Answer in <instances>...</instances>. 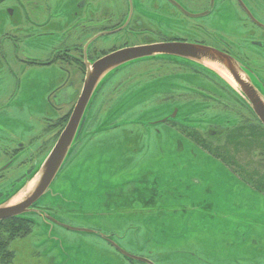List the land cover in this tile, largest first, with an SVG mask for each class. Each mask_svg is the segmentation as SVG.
<instances>
[{
    "label": "flooded vegetation",
    "instance_id": "obj_1",
    "mask_svg": "<svg viewBox=\"0 0 264 264\" xmlns=\"http://www.w3.org/2000/svg\"><path fill=\"white\" fill-rule=\"evenodd\" d=\"M16 1L17 3L13 2V7L12 4L4 5V0H0V11L3 9L5 14V10H9L7 11L8 15L15 14L14 21H16L11 26L13 27L12 31H9L11 28L9 27L3 29L0 34V42L3 44L2 46L0 43V72L1 67L4 69V66L12 70L10 67L11 58H8L4 44V39L7 38L13 41L16 55L22 64L30 63L36 64V66L56 64L58 70L61 69L62 77L67 81L57 87L49 97V109L53 111L50 114L58 116L56 119H47L45 128L46 132L50 133L49 139L45 142L48 143V146L51 143V148L67 125L82 93L88 67L110 54L125 50L157 49V47L168 44L216 49L233 59L228 64L231 70L236 73L237 79H245L248 86H252L264 99V83L261 81L264 79V64L260 61L261 55L255 53L254 48L258 47L264 50V21L254 12L257 11L264 15V5L260 6L257 1L240 0L243 6L238 0H64L67 3H72L70 9L73 10L68 13L61 6L63 12H57L55 16H51L50 13L62 0ZM184 3L198 5L200 8L190 10ZM229 3H233L238 8L242 17V28L245 31V33L233 31L231 39L228 35L220 32L217 27H212L210 23L215 19L212 16L215 13L214 10L216 9L218 13L222 6H224V13L228 17L234 18L236 12H232L233 8H230ZM225 9L229 13H226ZM161 19H169L172 21V26L165 27L161 24ZM9 21L11 22V20ZM213 23L217 25V21ZM231 23L230 20L227 25L231 26ZM237 24L239 25L240 22ZM29 25L34 33H28V30L31 29ZM60 25H62L61 28H59ZM161 25L163 26L161 27ZM18 29L26 31L28 37H37L39 40L51 36L54 44L48 48V56L43 57L45 58H42L43 60L31 59L28 61L26 58H20L19 43L16 39L24 40L25 38L21 34L14 36L15 38L11 35ZM256 29L260 31V34ZM143 63H151V67L158 66L159 71L165 70L166 72L144 80L117 77L120 71L126 70L128 75L129 72H133L135 65ZM204 63L213 64L214 62L206 61L203 57L199 58L195 55L179 56L173 53L154 52L151 55L122 62L102 75L100 79L107 80L102 83L100 80L96 85L75 131L71 153L66 157L68 164L65 168L69 169L70 176L81 175L83 180V174L80 169L76 170L74 164H79L81 160L88 157L86 151L93 147L97 140L94 139L96 136L101 133L106 135L113 131L111 129L114 127L110 126L115 125V121L110 120L104 123L102 117L114 111L118 100L135 102L140 95L134 94V89L148 84L150 90L147 92V98L135 105L152 100L156 105L164 107L166 116L159 122L169 123L179 128L198 146L220 159L236 178L244 181L245 186H250V189L259 190L264 194V164L263 158H261L264 135L260 134V131H264V127L248 106L245 96L242 102L230 88L227 89L224 86L219 88L220 92L217 91L216 95L209 94L213 89L200 90L182 86V84H194L183 82L181 78L185 76H187L186 78L197 76L209 79L214 87L215 85L220 86V80L224 78L214 68L211 69ZM214 65L217 69L221 68L227 72L232 79L227 68L220 64ZM152 71H158V69ZM4 76L1 75L0 78L4 79ZM70 79H74V82H70ZM165 79H173V81L168 83ZM167 85L168 92L162 93L160 90L165 89ZM188 90L191 91L183 93ZM172 91L178 92V94L168 98ZM192 93L197 96L188 98L187 95L190 96ZM233 96L238 100V103L245 105L247 110L251 109L249 111L253 114L254 122H248L245 118L237 115L232 118V121L186 119V122L196 120L199 122L197 125L177 123L174 119L180 106L188 104V101L198 100L200 97L211 100V105L217 112H229L231 111L228 110L230 99ZM176 99L179 100L180 106L177 105L171 115L169 112L172 110V104L177 103ZM219 104L225 107H218ZM147 124L151 127L156 123L149 122ZM252 125L254 127L261 126L262 129L251 131L250 126ZM34 138L30 137L25 141L17 140V146L13 147L12 145L10 148L3 149L5 154L3 158L6 163L4 168H0V197L9 196L1 191L3 186L6 184L11 187L17 186L26 178L24 176L30 172L32 165L39 160L38 158L33 161L35 157ZM209 138H214V140L210 141ZM214 141L218 143L215 144ZM51 148L49 147V149ZM256 150L260 157L254 155ZM27 162L32 163L27 166L24 173L19 170L16 173L13 172L14 167L26 165ZM145 182L147 183V179ZM65 189L70 191L71 184L66 182ZM85 189L92 191L90 181L86 182ZM137 191L139 193L128 191L124 187H113L107 188L101 193L100 204L98 208L94 209V214L96 220H104L107 226L103 228L102 224L101 226L98 224L99 226L97 225L94 229L98 241L95 264H264V237L259 235V227L247 222L241 224L225 221L230 218L226 217L228 214L226 206L217 205L215 210L217 213L214 211L220 219L225 220L213 223L212 220L209 221L201 214L202 222L194 219V222L189 226L192 232L191 238L185 235H171L168 238L166 235H155L154 233L159 231L161 226L157 224V221L154 224L150 221L153 218L151 214L158 213L157 210L161 206L158 201L162 200L163 195L147 187L144 190L138 188ZM246 197L239 193V198L236 200L243 201V203L249 202L241 204L239 209L243 207L245 213H257L260 206L257 197L252 194H246ZM135 200L145 202L146 205H138ZM197 202L198 205L201 204L199 199ZM54 214L65 215L60 205L51 207L34 204L28 208L27 212L0 220V223L16 225L15 221L18 220L23 224L24 222L30 226L32 224V230L38 221L47 226L59 225L72 230L78 228L57 222ZM111 221L112 223L108 224ZM4 227L6 232L3 233V236L6 237V233L13 230H10V225ZM32 230L30 229L29 232ZM75 231L92 232L88 229ZM175 233L180 235L181 232L176 231ZM26 236L27 234L23 233L21 229L20 233L12 238H6V242L12 243L14 240ZM11 252L13 255V251Z\"/></svg>",
    "mask_w": 264,
    "mask_h": 264
},
{
    "label": "rangeland",
    "instance_id": "obj_2",
    "mask_svg": "<svg viewBox=\"0 0 264 264\" xmlns=\"http://www.w3.org/2000/svg\"><path fill=\"white\" fill-rule=\"evenodd\" d=\"M252 1H257L260 6L264 5V0ZM13 2L17 3L16 0H4L3 4H12L14 7ZM70 4L72 3H67L64 0L58 2L56 8L51 11V16H55L57 12H63L61 6L68 13H71L73 9H70ZM184 5L190 10H198L200 8L198 5L195 6L188 3H184ZM229 6L233 8L232 12H236L234 18L228 17L224 13V6H222L219 8L218 13L216 9L214 10L215 13L212 16L215 19L210 23L212 27H217L220 32L228 35L231 39L233 31L243 33L245 31L242 28V17L238 8L233 3H229ZM225 10L226 13H229L227 9ZM7 11L9 10H5V14L3 9L0 11V18L2 19L0 21V34L3 29L9 28L16 23L14 21L15 14L11 15L12 18ZM254 12L264 21L262 13ZM230 20L232 23L231 26H228L227 24H229ZM215 21H217V25L213 23ZM171 22L169 19H161V24L167 28L172 26ZM196 22L193 23L195 24ZM239 22L240 24L238 25L237 23ZM61 27L62 25L59 26V28ZM12 30L13 27L9 29V31ZM256 31L260 34L258 29ZM32 32L34 33L32 28L28 30V33ZM20 34L25 38L24 40L16 39L19 43L18 53L20 58H26L29 61L31 59L43 60L48 56V48L54 44L51 36L44 40H39L37 37H28L26 31H22V29L11 33L13 37ZM4 40L7 56L11 58L10 67L12 70L4 66V69L1 67L0 72V76L5 75L4 79L0 78V168H4L6 163L5 158H3L5 155L3 153L4 148H10L12 145L13 147L17 146L16 143L19 140L25 141L27 138L35 137L34 141L38 147L34 144L35 157L33 161L38 158L39 160L32 165L30 172L24 176L28 178L38 171L41 162L50 150L49 147L51 148L52 146L51 143L48 146V143L45 142L50 135L45 128L47 127V119H56L58 115L50 114L53 111L49 109V97L67 79H63V73L60 68L58 70L56 64L47 66H36V64L30 63L22 64L16 55L13 41L8 38ZM1 45L3 46L2 43ZM254 48L255 53L261 55L260 61L264 64V50L258 47ZM2 50L4 52V47ZM150 64L135 65L133 72H129L127 75L126 70L120 71L117 77L144 80L166 72L165 70L159 71L158 66L151 67ZM204 65L211 69L214 68L224 78L220 80V86L215 85L214 87L209 79L197 76L182 77L183 82L194 83L182 84V86L200 90L213 89V93L209 92L210 95H216L217 91L220 92L219 88L224 86L227 89L230 88L240 101H244L243 94L235 83L229 80L231 78L227 72L221 68L217 69L214 64L204 63ZM156 69L158 71H152ZM259 73L262 74L261 72ZM106 80L102 79L100 83ZM69 81L74 82V79ZM165 81L170 83L173 79H165ZM261 81L264 83V79H261ZM149 90L150 86L148 84L134 89V94L140 95L139 99L131 103L118 100L114 111L102 117L104 123L111 120L115 121V125L110 126L114 127L110 133L106 135L101 133L96 136L94 139L97 140L93 147L88 148L86 151L88 157L81 160L79 164H74L76 170L80 169L83 174V180L81 175L70 176L68 173L69 169L65 168L68 164L66 158L48 191L35 203L39 206L49 205L51 207L60 205L65 215L54 214L57 222L65 226L88 229L92 232L75 231L59 225L47 226L38 221L35 223L33 230L31 227L32 231L26 233V237L16 239L12 243H5L4 247H2L4 253H7L8 249L13 251L14 254L10 260L5 262H2V256L0 255V264H95L98 241L94 229H96L98 224L100 226L102 224L103 228L107 225L104 220H96L94 209L98 208L100 204L101 193L105 189L113 187H124L128 191L137 193H139L137 191L138 188L144 190L147 187L163 195L162 200L158 201L161 205L157 210L158 213L151 214L153 218L150 219L152 224L157 221V224L161 226L160 230L154 233L158 236L166 235L169 238L171 235H185L191 238L192 232L189 226L194 222V219L202 222L201 214L209 221L212 220L213 223L225 220L220 219L219 215L214 213L217 205H220L228 208L226 217L229 216L230 218L225 221L241 224L247 222L257 225L259 227V235L264 237V194L259 190L250 189V186H245L244 181L242 182L236 178L220 159L198 146L194 140L183 134L179 128L169 123L159 122L166 116L164 107L156 105L152 100L135 105L137 102H143L147 98ZM168 90L167 85L165 89L160 91L166 93ZM189 91L191 90L183 91V93ZM177 94L178 92L172 91L168 98ZM187 96L188 98H193L197 95L192 93V95L189 96L188 94ZM176 101L177 103L172 104V110L169 112L171 115L174 112V108L177 105L180 106L179 100L176 99ZM187 103L180 106L177 115L174 117L177 123L197 125L199 122L196 120L186 122V119L197 118L232 121V118L236 117V115L245 118L248 122H254L253 114L249 111L251 109L247 110L245 105L238 103L234 96L230 99L228 110L231 111L229 112H217L211 105L212 101L206 99V97H200L198 100L188 101ZM220 106L225 107L219 104L218 107ZM149 122L156 124L149 127L147 124ZM212 140L214 138L210 139V141ZM214 143L217 144L218 142L214 141ZM23 145L25 144L23 143ZM254 155L260 157L258 150L254 151ZM261 158H263L262 162L264 164V146L262 147ZM32 162L14 167L13 172L16 173L19 170V172L24 173L27 166ZM145 179H147V183ZM23 181L12 187L6 184L1 191L6 195H10L17 190ZM87 181L92 183V191L85 189ZM66 182L71 184L72 189L70 191L65 189ZM239 193L244 194L245 197L246 194H252L257 197L260 205L257 213H245L243 207L239 209L241 204L249 203L248 201L243 203V201L236 200L239 198ZM2 199L4 197H0V200ZM197 199L201 201V204L198 205ZM251 200L253 201V198ZM135 201L138 205H146L145 202ZM50 216L52 217V214ZM109 223H112V221ZM176 231L181 232L180 235L175 233Z\"/></svg>",
    "mask_w": 264,
    "mask_h": 264
},
{
    "label": "water",
    "instance_id": "obj_3",
    "mask_svg": "<svg viewBox=\"0 0 264 264\" xmlns=\"http://www.w3.org/2000/svg\"><path fill=\"white\" fill-rule=\"evenodd\" d=\"M238 1L243 5L240 0ZM249 17H251V15H249ZM145 49L125 50L110 54L94 63L91 67H88L82 93L74 107L67 125L60 133L55 145L38 168V171L34 173V175H32L10 198L0 202V220L27 212L28 208L48 191L50 184L68 155L75 131L81 121L85 107L88 104L96 85L101 80L100 77L122 62L136 57L151 55L154 52L173 53L179 56L195 55L199 58L203 57L206 61L209 60L214 62L213 64L224 66L229 70L233 83H235L240 92L245 96L252 111L264 126V99L259 96L258 92L252 86H248L245 79H237L236 73L231 70V67L228 64L230 61H233V59L225 53L213 48H202L188 45L176 46L174 44H168L167 46L162 45L157 47V49ZM73 229L85 230L80 228Z\"/></svg>",
    "mask_w": 264,
    "mask_h": 264
},
{
    "label": "trees",
    "instance_id": "obj_4",
    "mask_svg": "<svg viewBox=\"0 0 264 264\" xmlns=\"http://www.w3.org/2000/svg\"><path fill=\"white\" fill-rule=\"evenodd\" d=\"M261 126L254 127L252 125V126H250L252 128L251 131H255V130H259L260 131L262 129ZM260 134L264 135V131H260ZM15 223L18 226V228H17V226L15 224L0 223V255L2 256L1 257L2 258V262H5L6 260H10L11 257H12V252L11 251H9L7 249V253H4L3 248H2V247H4L5 243H8V242H6V240H7L6 238H9V239L12 238L13 236L17 235V233H20L21 229H22L23 233H28L30 231L31 226H32V224L30 226L29 224H27L25 222L23 224L21 221H18V220H16ZM7 225H10V228H11L10 230H13V231H11L9 233H6V237H4L3 233L6 232L4 230L5 229L4 226H7Z\"/></svg>",
    "mask_w": 264,
    "mask_h": 264
},
{
    "label": "bare ground",
    "instance_id": "obj_5",
    "mask_svg": "<svg viewBox=\"0 0 264 264\" xmlns=\"http://www.w3.org/2000/svg\"><path fill=\"white\" fill-rule=\"evenodd\" d=\"M230 81H232V79H229ZM65 163V162H64Z\"/></svg>",
    "mask_w": 264,
    "mask_h": 264
}]
</instances>
